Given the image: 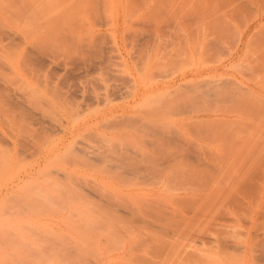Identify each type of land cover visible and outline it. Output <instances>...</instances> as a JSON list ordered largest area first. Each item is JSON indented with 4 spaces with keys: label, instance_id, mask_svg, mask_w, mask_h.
I'll return each mask as SVG.
<instances>
[{
    "label": "rangeland",
    "instance_id": "374dc122",
    "mask_svg": "<svg viewBox=\"0 0 264 264\" xmlns=\"http://www.w3.org/2000/svg\"><path fill=\"white\" fill-rule=\"evenodd\" d=\"M9 1L0 0V56L21 53L6 67L0 62V81L21 96L20 108L31 107L47 121L13 128L11 117L21 109L10 116L0 107V264H244L248 244L250 264H264V166L252 169L255 155L236 161L247 185L238 189L237 167L232 179L226 169L233 159L219 160L235 146L253 154L264 149V48L260 56L255 49L262 46L254 44L264 40V21L254 30L255 49L243 53H256L262 63L248 57L253 62L246 67L242 55L233 68L204 74L207 81H201L181 75L211 68L212 50L204 51L211 64L202 68L203 54L191 51L178 22L187 19L189 34L207 32L220 20L211 17L224 19L236 0L231 7L234 0H162L174 4L167 12L157 10L156 0L52 1L56 35L42 29L45 21L35 30L31 21L11 20L23 5L12 0L19 4L14 10ZM45 2L25 4L32 10ZM247 17L251 21L243 22H252ZM157 22L165 32L155 39ZM239 25L220 40L227 46L218 45L214 61L225 59L226 47L245 26ZM57 32L67 41L60 42ZM6 44L11 53H4ZM208 77L230 79L244 93L210 97ZM136 89L144 90L139 100L133 99ZM6 100L14 104L12 97ZM157 131L175 141L156 145ZM77 147L94 156H80ZM214 163L227 165L222 175L205 172Z\"/></svg>",
    "mask_w": 264,
    "mask_h": 264
},
{
    "label": "bare ground",
    "instance_id": "6f19581e",
    "mask_svg": "<svg viewBox=\"0 0 264 264\" xmlns=\"http://www.w3.org/2000/svg\"><path fill=\"white\" fill-rule=\"evenodd\" d=\"M7 1V0H6ZM9 1V0H8ZM16 1H18L19 2V0H16ZM29 2H31L32 3V0H28ZM28 1L27 0H20V2L22 3V9H20V11H17V12H15L16 10H15V8H16V6L17 5H15V4H18V2L17 3H15L14 1L12 2V0H10L9 2H12L15 6H10V8L11 7H14L13 9L15 10L14 11V14H15V16H13L14 14H12V16L13 17H15V18H12V16H11V20L12 19H15L16 21L18 20H20V21H23V19L25 20V21H31L32 23V25H30V26H34L33 28H35L36 26L39 28V27H41L42 26V24L43 23H41V22H44V24L47 26H43V30H47V28H49L48 30L49 31H51V32H53V30L55 31V35H56V31L57 30H55V28L54 29H52V27L54 26L52 23V27L50 28V17L53 15V11L55 10V6L57 5V4H59L60 2H61V0H57V1H54V0H49V4H50V2H51V4L50 5H52V4H54L53 2H56L55 4L56 5H52V6H49V4H48V2L46 3L47 5H42L43 7L44 6H47L48 8L50 7H52V9L50 10V8H49V10H48V8H47V10L45 9V7H44V9H43V7L41 8V6L39 7V8H36V7H33L34 9H36L35 11H34V9H32L31 10V8H32V5H30V9H28V7H27V5L25 4V3H27L28 4ZM53 1V2H52ZM157 1V10L158 11H161V10H163V11H165V12H167V11H169L170 9H172V8H170V6L169 5H171L172 4V6L174 5L173 4V2H170V1H168L169 3H167V1H162V0H156ZM177 1V0H176ZM179 1L181 2L182 1V3H183V0H178V3H179ZM206 1H209V0H206ZM212 1V0H211ZM221 1V0H220ZM229 1V0H228ZM230 2V1H229ZM236 4L234 5V3H235V0H234V2L230 5V7L232 6V5H234L232 8H230V11H228L229 10V7H228V9H227V13L225 14V16H224V19H223V17L222 18H219V15H217L216 16V18L213 16V17H211L212 19H216V20H218V19H220L219 21H210L208 18L206 19V20H203V21H210L211 23V25H212V23H214L212 26H210L209 27V29L207 30V32L205 31L206 30V28H204V29H202V28H200L199 30L201 31L202 30V36H205L204 37V39H206L207 38V36H208V38L210 37L211 38V40L209 41L208 40V38H207V40L209 41V42H205L204 41V39H202L201 40V36L200 37H198L199 36V32L200 31H197V33L198 34H193V33H191V34H189V33H187V26H188V24L186 23L187 22V19L186 18H182V20L181 21H179L178 23H179V25H180V27H182V29L186 32V34H185V40L187 41V43H189V46H190V49H191V51L194 53V54H199V56H200V54L202 55L203 54V59H204V61L203 62H205L204 63V67L203 66H201L202 68H206V64L207 65H210L211 63L209 62V61H213L212 62V67L211 68H209L208 70H194L192 73H190V74H182L181 75V79H186L188 76L190 77H193V78H199V79H197V80H201V81H207V79H205V77L204 78H201L204 74H212L213 76H215L220 70H224V69H226L227 67H232V65H233V63H234V60L235 59H237V58H240L242 55H243V53L245 52V51H247L249 48L251 49V46H252V44H253V42L254 41H252V39H255V38H253V35H254V30L255 29H257L259 26L260 27H262V21H264V0H236ZM44 3V4H45ZM208 3H211V2H208ZM215 3H217V0L215 1ZM220 3V2H219ZM12 4V5H13ZM166 4L169 6V7H166ZM228 4V3H227ZM7 5V4H6ZM2 6V5H1ZM7 6H9V5H7ZM18 6H19V4H18ZM17 6V7H18ZM26 6V7H25ZM54 6V7H53ZM210 6V5H209ZM229 6V5H228ZM174 7V6H173ZM4 8H5V6H4ZM8 8V7H7ZM170 8V9H169ZM9 9V8H8ZM7 9V10H8ZM211 9V8H210ZM10 10V9H9ZM9 10H8V12H9ZM13 11V10H12ZM50 11V12H49ZM205 11V10H204ZM52 12V13H51ZM11 13V11L8 13V14H10ZM13 13V12H12ZM46 13H47V15H46ZM51 14V15H49V14ZM253 13V15H251ZM8 14H6V16H8ZM55 14V13H54ZM250 14V15H249ZM45 15V16H44ZM210 15H213V14H210ZM209 15V16H210ZM216 15V14H215ZM47 16V17H46ZM222 16H223V14H222ZM247 16H250V17H252L253 16V20H252V22H249V23H245V22H243V18L244 17H246V18H248ZM10 17V16H9ZM9 17H8V19H9ZM53 17V16H52ZM218 18V19H217ZM7 19V20H8ZM43 19V20H42ZM183 19H186V20H183ZM46 20H48V23H47V21ZM240 20H242L241 21V23L239 22ZM245 20V19H244ZM247 20H250L251 21V18L249 19H247ZM14 21V20H13ZM40 21V22H39ZM1 22V21H0ZM37 22V23H36ZM52 22V21H51ZM244 23V25H242L243 23ZM10 23V22H9ZM14 23V22H13ZM12 23V24H13ZM17 23V22H16ZM15 23V24H16ZM23 23V22H22ZM28 23V22H27ZM36 23V24H35ZM41 23V24H40ZM56 23V22H55ZM207 23H209V22H207ZM238 23H240L242 26H244V27H239L240 29L238 30V35H237V40H235V44H233L232 43V45L231 44H229V47L230 48H228V47H226L227 48V53L226 52H224L223 54H224V60H217L219 57H217L216 58V60L215 61H218L217 63H215V61H214V57H216L215 56V53H218L219 51V49H220V45L221 44H224L225 42H224V40L223 41H221L222 43L221 44H219V42H220V40H222L223 38H226V36L225 35H227L228 36V34H230V32L231 31H235V27H237L239 24ZM34 24V25H33ZM206 24V23H205ZM205 24H203L204 26H205ZM247 24V25H246ZM7 25V24H6ZM24 25H25V23H24ZM241 25H239V26H241ZM17 26V25H16ZM19 26V25H18ZM21 26V25H20ZM27 26H29V24L27 25ZM29 26V27H30ZM166 26V25H165ZM206 26H207V24H206ZM208 26H209V24H208ZM25 27V26H24ZM32 27L30 28V29H32ZM35 28V30H37L38 28ZM167 27V26H166ZM165 27V28H166ZM28 28V27H27ZM65 28V27H64ZM234 28V29H233ZM16 29H17V27H16ZM22 29V28H21ZM29 29V28H28ZM57 29V28H56ZM61 29V28H60ZM62 29H63V27H62ZM66 29H68V28H66ZM71 29V28H70ZM164 29V24L161 22V23H156V25L154 26V29H153V32H155V34H156V38L155 39H158L161 35H162V33H163V31L165 32V29ZM233 29V30H232ZM27 30V29H26ZM34 29H32V31H33ZM43 30H38V33H39V31L42 33L43 32ZM22 31V30H21ZM24 31V30H23ZM48 31V32H49ZM59 31V30H58ZM65 31V30H64ZM258 31V30H257ZM47 32V31H46ZM67 32H68V30H66L65 32H64V34H67ZM162 32V33H161ZM206 32V33H205ZM236 33H237V31H235ZM35 33H37V32H34L33 34L34 35H37V34H35ZM58 34H61L62 32H57ZM68 33H70V31L68 32ZM161 33V35L160 36H158L159 34ZM201 33V32H200ZM258 33V32H257ZM52 34H54V33H52ZM57 34V35H58ZM166 34V33H165ZM256 34V33H255ZM262 34H264V33H262ZM4 35V34H3ZM2 35V36H3ZM27 35V34H26ZM30 35H31V33H30ZM29 35V36H30ZM63 35V33L60 35V39L64 36H62ZM68 35V34H67ZM75 35V34H74ZM74 35H73V37H74ZM154 35V34H153ZM32 37H34L33 35H31ZM54 36V35H53ZM155 36V35H154ZM163 36H164V33H163ZM162 36V37H163ZM212 36V37H211ZM8 37H9V35H8ZM37 37V36H36ZM35 37V38H36ZM40 37V36H39ZM67 37V39H68V37L69 36H66ZM66 37L64 36V38H62L61 40L59 39V35L57 36V39H59V41L61 42V41H63V40H66L67 41V39H66ZM161 37V38H162ZM256 37V36H255ZM260 37V36H259ZM259 37H258V39H259ZM11 38V37H10ZM28 38H30V37H26V38H23V43L22 44H24V43H26V41H25V39H28ZM70 38H71V36H70ZM76 38V37H75ZM163 38H166V36L165 37H163ZM261 39H264V35H261V37H260ZM55 40H57L56 38H54ZM154 39V40H155ZM15 40V39H14ZM29 40V39H28ZM73 40H76V39H72V41ZM163 40V39H162ZM162 40H160V41H162ZM200 40L202 41V42H200ZM8 41V40H7ZM58 41V40H57ZM71 41V42H72ZM77 41L78 40H76L75 42L77 43ZM155 41H157V40H155ZM166 41V40H165ZM184 41V40H183ZM226 41H228V40H226ZM230 41V40H229ZM260 41L261 42H264V40H259V42H256V40H255V48H257V46H256V44L257 45H259V44H261V45H259V47L260 46H262V47H260V49H255V48H253V46H252V49H255V50H257V51H255V52H257V54L259 53V55L261 54V51H262V49L261 48H264V43H260ZM1 42V41H0ZM15 42V41H14ZM17 42H18V40H17ZM22 42V41H21ZM39 42V41H38ZM45 42V41H44ZM53 42H54V40H53ZM64 42V41H63ZM224 42V43H223ZM13 43V42H12ZM29 43V42H28ZM47 43V42H46ZM46 43H44V45H45V49H48V48H46V45L48 44H46ZM52 43V42H51ZM55 43V42H54ZM73 43V42H72ZM228 43V42H227ZM230 43V42H229ZM1 44V43H0ZM10 44V43H9ZM14 44V43H13ZM62 44V43H61ZM158 44V42H156V44L155 45H157ZM50 45H52V44H50L49 43V46ZM57 45V44H56ZM64 45V44H63ZM72 45V44H71ZM219 45V46H218ZM225 45H226V43H225ZM232 47H231V46ZM8 45L6 44L5 46H3V49H4V53L6 52V51H9L10 50V53H11V49H8V47H7ZM14 46V45H13ZM49 46H47V47H49ZM79 46V45H78ZM222 46V45H221ZM227 46V45H226ZM5 47V48H4ZM9 47H11L10 45H9ZM25 47V46H24ZM40 47V46H39ZM23 48V47H22ZM223 48V47H222ZM221 48V49H222ZM41 49V48H40ZM206 49H208V50H212L211 52H209L208 50H206ZM6 50V51H5ZM13 50V49H12ZM22 50V49H21ZM50 50H52L51 48L49 49V51ZM225 50V49H224ZM259 50V51H258ZM261 50V51H260ZM0 51H1V49H0ZM15 51H18V49H16ZM14 51V53H13V51H12V53L11 54H7V52L5 53V55H1L0 56V58L1 59H3V60H1L0 59V62H1V64H2V68L3 67H6V66H8V65H10V64H12V61H11V57L13 56V57H19V54L21 53H17V52H15ZM22 51H24V49L22 50ZM204 51H208L209 53H207V55L208 56H210V55H212L210 58H209V61L206 63V59L208 60V58H206L205 56H207L206 55V53L204 52ZM212 52H214V54L212 53ZM221 52V51H220ZM223 52V51H222ZM212 53V54H211ZM252 53V52H251ZM251 53L248 55V57L251 59V60H255L256 59V53H254V54H252L251 55ZM262 53H264V52H262ZM196 54V55H197ZM220 54V53H219ZM222 54V53H221ZM223 54H222V56H223ZM247 55V54H246ZM254 55H255V58H254ZM258 55V56H259ZM198 55H197V57H199ZM220 56V55H219ZM252 58H251V57ZM257 56V59H259V57ZM261 56V55H260ZM248 57L246 58V56H245V58L246 59H248ZM262 57H264V56H262ZM220 58H222V57H220ZM243 58H244V55H243ZM243 59L244 60V62L243 63H246L247 61H249L250 62V59H248L247 61H246V59ZM254 58V59H253ZM261 58V57H260ZM210 59H213V60H210ZM240 59H242V57L240 58ZM243 60H241V61H243ZM261 60L262 61H264V59H262L261 58ZM246 61V62H245ZM253 61H251V62H253ZM256 61V60H255ZM260 61V59L258 60V62ZM262 61H260L259 63H262ZM249 62H247V64L249 63ZM249 63L248 65L246 64H244L246 67H249L250 65H252V63ZM258 62H255V63H258ZM209 63V64H208ZM213 63H215V65L213 64ZM0 64V65H1ZM262 64H264V63H262ZM236 64H234V66H235ZM244 65L242 64V66L244 67ZM253 65H254V63H253ZM237 67V66H236ZM239 67L241 68V64H239ZM242 67V68H243ZM251 67V66H250ZM252 67H254V66H252ZM259 67H262L261 66V64L259 65ZM1 68V66H0V70L2 69ZM233 68V67H232ZM241 68V69H242ZM245 68V67H244ZM243 68V69H244ZM227 70V69H226ZM242 71V70H241ZM243 72V71H242ZM241 72V73H242ZM1 73V72H0ZM225 74V73H224ZM7 76V75H6ZM206 76V75H205ZM242 76H244V74L242 75ZM261 76V75H260ZM3 77H5V76H3ZM2 76H1V78H3ZM207 77V76H206ZM222 77V76H221ZM4 80H7V79H3V81ZM193 80V79H192ZM208 80H209V82H208V95H210V97H213V98H218V97H222L223 99H232V98H234V97H239L238 95H240V94H242V93H244L243 92V90L240 88V87H237L236 85H234V84H232V81L229 79L228 81H223V80H213V78L211 79V77H210V79H209V77H208ZM234 80V79H233ZM10 83V82H9ZM241 83V82H240ZM261 83V82H260ZM6 84V85H5ZM242 84V83H241ZM262 84H264V83H262ZM14 85V84H13ZM238 85V84H237ZM260 86H261V84H260ZM0 89H2V90H0V92L1 91H3V93H6V95H5V97L4 98H1V100H0V102H2L1 104H0V107H2L1 105L2 104H4V109L7 111V115H8V113H9V115L11 116L13 113H15L16 111L14 110L16 107V110H20L21 109V111H19V112H16L15 114L17 115V116H15V114H13L14 116H15V118H14V116H12L11 117V120H12V122H13V128H14V125L15 126H18V127H20V129H24V127H26L25 126V124L27 125V123L26 122H31L32 123V125H33V123L34 124H36V125H45L46 123V121L45 120H43L42 119V117L41 116H37V114L34 112V111H31V107L29 108V107H27V105L25 106L26 108H29L30 109V111H28L27 109H22L23 107H22V105H24V104H22L23 102H21L22 101V98H21V96L20 95H18L17 94V92L14 94V92H15V90H13L12 91V89L10 88V86L9 85H7V83H6V81H5V83L3 84V82H1L0 81ZM15 89V88H14ZM250 89V88H249ZM261 90V89H260ZM246 91H247V89H246ZM248 92V91H247ZM143 94H144V90H141V89H136L135 91H134V94H133V99L134 100H136V99H140V97L142 98V96H143ZM17 95V96H16ZM12 97V99H13V101L11 100V102H12V104L13 105H11V103H9L8 102V100H6L5 101V98H7V97ZM18 96H20V97H18ZM7 103H5V102ZM10 104V105H9ZM6 105H8V107H5ZM21 105V106H20ZM12 106V107H11ZM15 106V107H14ZM9 107H10V109H9ZM20 107H22V108H20ZM3 108H1V110H2ZM3 109V110H4ZM10 110V111H9ZM11 110H12V112H11ZM15 112H14V111ZM23 110H24V112H23ZM27 110V111H26ZM6 111H4V112H6ZM1 112V111H0ZM3 112V111H2ZM23 112V113H22ZM18 113H20V114H18ZM2 114V113H1ZM5 113H3V115H4ZM6 115V116H7ZM21 115V116H20ZM40 115V114H39ZM20 118H19V117ZM7 117H9V116H7ZM16 117H18V118H16ZM41 117V118H40ZM208 118H206V120H207ZM201 120H205L204 118L203 119H201ZM207 121H212V120H207ZM129 122V121H128ZM127 123V122H126ZM30 124V123H29ZM28 124V125H29ZM50 124V123H49ZM133 124V123H132ZM23 125V127H21ZM48 125V124H47ZM46 125V126H47ZM128 127H132L130 124L129 125H127ZM17 128V127H16ZM28 129V128H27ZM25 130V129H24ZM29 130L30 129H28V132H29ZM22 132V131H21ZM155 132V131H154ZM154 132H153V134H154ZM23 133V132H22ZM22 133H20V134H22ZM25 133V132H24ZM30 133H31V131H30ZM33 133V132H32ZM35 133V132H34ZM33 133V134H34ZM166 134H169L168 132L166 133L165 132V134H164V132L162 131H157L156 132V134L155 135H157V136H155V138L157 139V142H156V145H158V146H162V145H164V144H167L168 142L170 143L171 141V143H173L174 141H173V139H171L170 138V136L169 137H167L169 140H167L166 139V137L164 136V135H166ZM28 135V134H27ZM39 135V134H38ZM38 135L36 136H34V137H32L33 139L35 138V137H38ZM26 136V135H25ZM175 136V135H174ZM72 137H73V135H72ZM24 138V137H23ZM38 140V139H37ZM26 143V142H25ZM31 143V142H30ZM36 143V142H35ZM168 143V144H169ZM28 144V142L26 143V145ZM32 145V144H31ZM82 146V145H81ZM79 147H80V145H79ZM79 147H77V149L79 148ZM236 148L238 147V146H235ZM246 149H245V148ZM244 147H242V149L246 152V150H247V147L246 146H244ZM236 148H229L228 150H227V153H229V155H224V157H220L219 158V160H220V162L222 161H224V159H227V160H229V159H233L232 161H228L231 165H229V168H227L226 166L227 165H225L223 168H225L226 167V169H228V171H229V173L230 172H233V170L235 171V168L237 167V175L235 176L234 175V177L236 178V181H235V178L233 179L234 180V186L235 187H237L238 189H243L244 188V185H246V183L244 182V180H246L245 178H246V174H245V172L243 171H240V173H239V169H241V168H239L238 166H240V165H238L237 163H236V161H241L240 159L241 158H244V159H246V160H249L251 157H253V156H251V155H255V156H257L256 157V159H255V161H253L254 163H252V165L254 166V167H252V169H255V170H258L259 171V169H261V167L262 166H264V149H260L259 151H256L255 153L256 154H253L250 150H247L249 153L251 152L252 154H247L248 152H244L243 153V150L242 149H240L239 150V147L236 149ZM241 148V147H240ZM80 149V148H79ZM85 149V150H84ZM82 148V149H80V152H81V154L82 155H80V156H87V155H89V158L90 157H92V156H94L93 155V152H91V154H90V152H88L87 150H86V148ZM27 150V149H26ZM29 150V149H28ZM8 153V152H7ZM16 153V152H15ZM14 153V154H15ZM250 155V156H249ZM238 156H241L240 158L238 157ZM250 158H249V157ZM212 159V158H211ZM228 163V164H229ZM233 164L236 166V167H234L233 166ZM238 165V166H237ZM249 165H251V164H249ZM251 165V166H252ZM256 165H258V166H256ZM232 166L234 167V169L232 168ZM220 168V169H219ZM222 168V164H220V165H217V164H215L214 163V165H209V167H207V169L209 170V171H205V172H210V170H211V172H212V170L213 171H215V170H221V169H223ZM230 168H232V171H230L229 169ZM239 168V169H238ZM225 169V170H226ZM251 169V168H250ZM249 169V170H250ZM243 170H244V168H243ZM248 170V171H249ZM222 172H221V175L223 174V170H221ZM248 171H246V173L248 172ZM251 171V170H250ZM210 172V173H211ZM236 172V171H235ZM235 172H233V173H230L228 176H229V178L230 179H232L233 178V174H235ZM209 173V174H210ZM239 173V174H238ZM227 174H228V172H227ZM232 174V175H231ZM211 176H216V174H214V175H212V174H210ZM230 175L232 176V178L230 177ZM66 176H69V175H66ZM218 176V175H217ZM213 177V180H216V178H214ZM21 181V180H20ZM244 182V183H243ZM247 186V185H246ZM241 187V188H240ZM245 189H246V187H245ZM207 204V203H206ZM205 204V205H206ZM241 204V203H240ZM205 205H202V208L204 209V207H205ZM204 206V207H203ZM201 207V206H200ZM207 207H208V205L205 207V210L207 209ZM208 209H209V207H208ZM181 212V211H180ZM261 213H262V211H261ZM183 214V213H182ZM196 213H194L193 212V214L192 215H195ZM262 214H264V213H262ZM259 215H260V213H259ZM196 216V215H195ZM194 216V217H195ZM258 216V215H257ZM193 217V216H192ZM262 217H264V215H262ZM220 225H221V223H219ZM224 226V225H223ZM111 226L109 225V228H110ZM249 235H251L250 233H248ZM197 237L199 238L200 236L199 235H197ZM249 237V236H248ZM253 237H255V236H253ZM194 238H196V237H194ZM194 238H193V240H194ZM197 239V238H196ZM249 239V238H248ZM199 240V239H198ZM250 241H251V239H250ZM249 241V242H250ZM246 242H248V241H246ZM252 242H253V239H252ZM249 246V244L247 245V247ZM244 247V246H243ZM247 247H245V249H244V251H243V255H242V261L244 262V264H250V258H249V252H248V248ZM130 250V249H129ZM132 250V249H131ZM240 259H241V257H240Z\"/></svg>",
    "mask_w": 264,
    "mask_h": 264
}]
</instances>
